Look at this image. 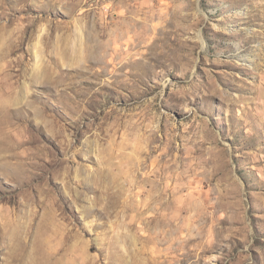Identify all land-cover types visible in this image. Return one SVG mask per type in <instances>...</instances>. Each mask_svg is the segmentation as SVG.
I'll return each instance as SVG.
<instances>
[{
    "label": "rangeland",
    "instance_id": "1",
    "mask_svg": "<svg viewBox=\"0 0 264 264\" xmlns=\"http://www.w3.org/2000/svg\"><path fill=\"white\" fill-rule=\"evenodd\" d=\"M0 264H264V0H0Z\"/></svg>",
    "mask_w": 264,
    "mask_h": 264
}]
</instances>
